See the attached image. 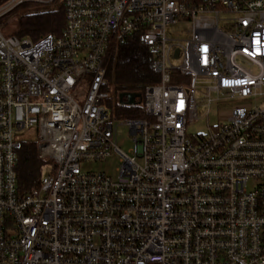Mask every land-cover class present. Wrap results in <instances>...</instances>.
Instances as JSON below:
<instances>
[{"label":"built area","instance_id":"2783aa9c","mask_svg":"<svg viewBox=\"0 0 264 264\" xmlns=\"http://www.w3.org/2000/svg\"><path fill=\"white\" fill-rule=\"evenodd\" d=\"M28 1L51 0H5L0 19ZM62 2L57 35L0 26V264H264V0ZM136 35L160 80L145 117L114 112L128 154L104 60ZM33 127L48 163L24 193L15 133ZM113 153L116 179L82 170Z\"/></svg>","mask_w":264,"mask_h":264},{"label":"trees","instance_id":"16d2710c","mask_svg":"<svg viewBox=\"0 0 264 264\" xmlns=\"http://www.w3.org/2000/svg\"><path fill=\"white\" fill-rule=\"evenodd\" d=\"M5 0H0V4ZM55 3L56 0H53ZM65 23L63 2L56 8L43 9L36 13L27 14L19 18V37L39 39L47 34H59ZM104 65L107 69L108 88L111 96L121 92H137L144 94V90L151 84L158 83L160 75L155 68L154 59L139 36H133L125 44H112L109 48ZM110 96V97H111ZM111 101V98H110ZM116 109L128 118H143L146 115L143 101L135 105L115 102ZM48 160L39 157L37 139L21 142L18 150L17 177L19 188L28 193L39 187L44 166Z\"/></svg>","mask_w":264,"mask_h":264},{"label":"rangeland","instance_id":"374dc122","mask_svg":"<svg viewBox=\"0 0 264 264\" xmlns=\"http://www.w3.org/2000/svg\"><path fill=\"white\" fill-rule=\"evenodd\" d=\"M62 3V0H56L54 3L51 0L49 3L45 2H37V1H28L24 4L17 7L11 13L0 19V26L5 34H18V30L20 28L19 25V18L21 16H25L27 14H32L36 12L43 11V9L48 8H56ZM190 28V24L188 22H176L169 24L167 26V35L172 39H187L188 38V29ZM112 92V91H111ZM111 98V101H110ZM109 99L105 100L104 104L110 110V113H117L122 115L115 107V102L118 96L113 92L112 96ZM218 112V108L214 107L211 111L210 117L200 120L193 124L189 129L191 134H199V133H206L209 131L208 128V121L210 125L214 126L217 124L216 115ZM113 114L112 120L115 125L116 131V142L118 146L121 148L122 151L125 153L130 154L131 148L134 146V142L132 137L129 134V127L127 125L121 124L123 121L122 117ZM126 118V117H123ZM17 140L20 142H28L32 140H36L38 138V134L36 128H28L24 130L17 131L15 133ZM120 165V155L113 153L107 160L105 161H93V162H86L82 164V170L84 171H95V172H106L114 179L118 177L117 168ZM44 170V174H45Z\"/></svg>","mask_w":264,"mask_h":264},{"label":"water","instance_id":"95a60500","mask_svg":"<svg viewBox=\"0 0 264 264\" xmlns=\"http://www.w3.org/2000/svg\"><path fill=\"white\" fill-rule=\"evenodd\" d=\"M140 96H141V93H137V92H121L118 94L120 103L125 104V105H135L136 98ZM124 97L127 98V101L125 102H124Z\"/></svg>","mask_w":264,"mask_h":264},{"label":"flooded vegetation","instance_id":"af4514ba","mask_svg":"<svg viewBox=\"0 0 264 264\" xmlns=\"http://www.w3.org/2000/svg\"><path fill=\"white\" fill-rule=\"evenodd\" d=\"M141 100H142V94H141L140 97H137V98H136L135 102L137 103V102H140ZM125 101H127V98H126V97H124V102H125Z\"/></svg>","mask_w":264,"mask_h":264}]
</instances>
